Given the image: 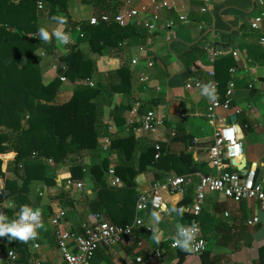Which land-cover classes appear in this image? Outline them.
Segmentation results:
<instances>
[{
    "label": "crops",
    "instance_id": "crops-1",
    "mask_svg": "<svg viewBox=\"0 0 264 264\" xmlns=\"http://www.w3.org/2000/svg\"><path fill=\"white\" fill-rule=\"evenodd\" d=\"M38 2L45 4L43 10H39L38 7L35 10L39 29L43 27L49 32L50 39L54 41L52 46L55 55H61L63 52L60 46L64 45L54 36L52 38V32L54 30L66 32V29H69V26L63 24L66 19H61L59 25L55 24L48 15V9L54 7L45 0ZM67 2L68 17L78 25L86 24L93 16L112 15L126 10L129 8L128 2L130 7L135 9L146 6L153 10L154 3L165 6L160 11V22L153 36L137 22H132L124 28L126 37L123 38V42H127L124 49L108 47L100 55L92 54L85 48L82 50L95 63L93 79L100 76V85L108 88V75L121 67L127 68L134 76L130 95L110 93L102 98L105 105L101 119L104 131L102 130L101 135L113 127V139L123 140L133 135L135 145L129 159L126 158L123 148L111 149L107 153H103L100 148L103 157H107L110 164L109 171L112 169L115 171V168L121 165H133L138 170L141 155L149 149L155 150V146L158 145L161 147L159 159L154 158L147 170L138 173L133 180L138 200L141 195L150 193L155 185L170 177L194 176V185L185 188L183 192H161L165 205L164 212L148 210L137 213L134 209L132 219L129 218L131 223H125L132 224L136 217H140L152 228V232L137 230L132 238L114 248H101L94 254L93 264H264V210L257 201L246 200L236 203L221 194L208 193L198 217L202 237L207 243V250L200 255L173 247L178 224L190 227L191 222L185 217L182 220L175 212L170 211L186 196L191 198L193 207L196 196L195 183L201 175L215 172L207 158L214 137V127L207 121V113L215 100L221 103L227 100L226 93L232 82L235 88L230 98V110L228 112L220 110L219 113L226 119V124H238L242 129L244 156L241 164L245 163L247 171L254 168L258 175H264V48L259 44L260 37L264 36V19L258 31L251 28L254 19L264 13V0H213L208 13L201 12L203 7L201 3L190 0H67ZM181 17L187 18L188 22H182ZM171 22L175 25L168 28ZM221 35L228 36L227 48L235 47L234 52L238 57H234V52H223L216 60L219 62L211 64L209 52L219 49ZM37 36L39 37V31ZM150 37L152 44L148 45L147 40ZM48 46L45 42L42 44L44 49ZM140 47L146 49L145 54L139 52ZM227 54H230L234 61V66L229 69L220 63V59ZM134 59L139 62L138 66H132L131 62ZM149 62L153 63V67H147ZM33 63L39 66L46 85L56 78L57 62L55 57L46 58L45 50L35 54ZM143 76H148L150 81L142 83L140 78ZM209 82L215 87L214 98L202 95V86ZM196 83H200L201 87H194ZM80 84L63 82L56 100L57 104L70 101L73 89ZM188 84H192L193 87L188 89ZM69 89L72 91L71 94L68 93ZM67 94L68 98L65 99ZM151 111L164 120L162 128L153 134L134 135L126 131L130 117H139ZM116 119L123 123L117 125ZM182 154L191 156L189 166L195 169V173L188 172L189 169L186 167L188 162L180 159ZM14 159V153H8L0 158L5 168L4 173ZM43 161L46 176L53 179L54 185L47 186L43 181H32L28 186V200L24 203L41 213L42 227L37 229V237L27 242L9 240L7 235L2 238V249L15 252L16 264H62L55 231L61 229L87 236L93 228L96 214L89 203L96 198L99 184L91 179L81 182L84 185L81 190L75 186H68L67 180L71 178L69 170L61 167L54 172L51 170L53 162ZM84 164L87 166L92 164L88 155L84 158ZM109 171L106 174V182L110 186ZM7 178H15L12 169L6 173L5 178H0V191L5 189ZM120 181L117 189L124 190L126 182L121 179ZM19 185H23L22 180L19 181ZM20 206L22 205L18 207L17 203L11 200L2 205L9 210L15 208L20 210ZM192 207L189 208L191 216ZM59 211L64 212V216L56 224L55 218ZM153 211L159 214V222L154 221L151 215ZM18 215L19 211L16 218ZM100 215L112 223L105 214ZM254 218H259V223L248 226L247 223ZM120 220L125 221L127 218L123 217ZM154 235L159 236V243L152 238ZM138 259H141V262H138Z\"/></svg>",
    "mask_w": 264,
    "mask_h": 264
},
{
    "label": "trees",
    "instance_id": "trees-1",
    "mask_svg": "<svg viewBox=\"0 0 264 264\" xmlns=\"http://www.w3.org/2000/svg\"><path fill=\"white\" fill-rule=\"evenodd\" d=\"M38 1L0 0V156L15 154L13 163L6 171L12 169L15 178H7L5 189L0 191V214L9 220L16 218L19 208L9 210L2 205L8 200L17 203L18 207L24 205L32 181L54 185L53 179L46 176L45 160L53 162L51 170L54 172L66 167L71 174L70 179L75 182L95 180L99 187L96 198L89 203L93 213L105 214L113 225H127L125 223H131L129 218L132 219L138 201L133 180L153 163L156 151L154 148L149 149L141 155L138 170L133 165L115 168L117 176L126 182L124 190L107 184L106 174L110 164L99 147V138L104 131L101 127L105 105L102 98L110 93L130 95L134 76L127 68L121 67L108 75V88L95 81L94 88L82 85L86 80L93 79L96 66L81 48L85 45L90 53L100 55L108 47L118 48L126 32L116 25L84 27L83 39H77L73 33L72 37L76 41L69 46V52L55 55L53 39L45 42L37 36L39 26L35 10ZM45 1L57 9H48V15L55 24L59 25L61 19H66L63 24L71 30L66 29L64 33L69 35L79 26L68 17L67 0ZM44 42L49 45L45 49L42 48ZM42 50H45L46 58L55 57L58 66L56 78L48 85L43 80L39 66L33 63L35 54ZM220 63L227 69L234 66L230 54L224 55ZM63 77L69 83L81 84L70 101L57 104ZM116 123L121 125L123 121L116 119ZM133 139V135L123 140L112 138L110 150L123 148L129 159L135 147ZM34 154H37L35 159ZM86 155L92 160L90 166L84 164ZM180 159L188 162L186 167L190 174L195 173V169L189 166L190 155L182 154ZM2 165L0 160V178H5ZM226 169L229 170L228 167ZM20 180L23 181L22 186L19 185ZM190 207L192 200L186 196L176 207L183 208L182 215L175 214L192 223L194 216L189 213ZM123 217L127 220H120Z\"/></svg>",
    "mask_w": 264,
    "mask_h": 264
},
{
    "label": "built area",
    "instance_id": "built-area-1",
    "mask_svg": "<svg viewBox=\"0 0 264 264\" xmlns=\"http://www.w3.org/2000/svg\"><path fill=\"white\" fill-rule=\"evenodd\" d=\"M199 2L202 4V13H208L211 9L213 0H190ZM263 4V3H262ZM37 7L39 10L44 9V4L38 2ZM126 10L115 14H101L93 16L85 24V26H77L72 33H70L67 43H63L64 47H69L73 43L72 34L77 36V39H83L85 37L84 27H97L101 24L116 25L120 28L129 26L132 22H137L139 26H142L149 35L153 36L158 28L160 22V11L165 7L162 4H153V10L146 6L140 9L130 7L128 2ZM264 19V13L257 16L252 22L251 28L254 31H258ZM182 22H188L187 18L181 17ZM174 23H169L168 28H173ZM73 34V35H74ZM148 45L152 44V38H148ZM259 44L264 48V36L259 39ZM127 42H121L118 45L119 49H124ZM141 54L146 53L144 47L139 48ZM223 52L219 49L209 52L210 62L214 64ZM234 57H238L237 53H233ZM132 66H138L139 62L134 59L131 62ZM147 67H153V63H147ZM213 74V73H212ZM62 82H66L67 79L63 77ZM140 81L144 84L150 81L148 76H143ZM84 86L94 88L96 83L93 79H88L83 82ZM192 84H188L187 88H192ZM194 87L200 88L201 84L196 83ZM235 84L232 82L229 85V89L226 93L227 100L221 103L215 100L208 109L207 121L214 127L213 143L208 151V163L215 170L214 173L209 175H201L195 183V204L192 207V214L194 220L191 225H195V240L193 241L192 250L190 251L194 255L203 254L207 250V243L202 237V230L198 222V217L202 212V205L208 193H218L225 198L232 200L236 203L252 200L257 201L261 208L264 210V175H258L256 169L251 168L248 170L246 176H242L237 172L240 167L241 161L244 156V138L242 129L238 124H226V119L219 113L220 110L228 112L230 110V98L233 96ZM137 115V112H135ZM164 125L162 117L158 116L154 112H146L141 116H132L128 119L126 124V131L134 135L141 133L153 134L157 132ZM114 128L109 130L99 138V147L103 153H107L110 150L112 144V134ZM157 152L155 158L159 159L161 147L155 146ZM33 158H37V154L33 155ZM50 163L52 161H49ZM225 162L229 170L225 169ZM2 170L5 168L2 165ZM111 176L110 186L112 188H118L121 184L120 179L116 176L115 171L112 169L109 171ZM68 186H75L78 190L83 189L81 182H75L71 179L67 180ZM194 185V176H173L168 178L162 183H158L154 186L152 191L148 194L140 196L137 205L136 212L142 213L148 210H155L158 213L165 211L164 200L161 195L162 191H169L173 193L183 192L185 188ZM64 216V212L59 211L56 214L55 223L58 224L59 220ZM259 223V218H254L247 223L248 226H254ZM93 228L87 236L72 232L62 231L57 229L55 231V238L58 250L62 256V264H93L94 254L100 250L112 249L116 245L130 239L134 236L137 230H145L146 232H152V228L149 227L140 217H136L132 224L124 226H116L107 222L100 214L94 216ZM190 225V226H191ZM2 238L0 237V264H16L17 256L13 251L3 250L1 247ZM178 248V246H174ZM160 256V254H158ZM141 262V259H138ZM54 264V263H52Z\"/></svg>",
    "mask_w": 264,
    "mask_h": 264
},
{
    "label": "clouds",
    "instance_id": "clouds-1",
    "mask_svg": "<svg viewBox=\"0 0 264 264\" xmlns=\"http://www.w3.org/2000/svg\"><path fill=\"white\" fill-rule=\"evenodd\" d=\"M38 31L39 38L48 42L50 39L49 32L43 27ZM52 36L58 39L61 43H67L69 40V36L61 31L54 30ZM214 91L215 87L211 82L202 86V95L214 98ZM170 211L182 215L183 208L172 207ZM151 215L154 221L159 222L160 216L157 212L153 211ZM41 227L40 211L38 209L33 210L27 205L20 206L19 215L13 220H9L5 215L0 214V237L7 235L9 240L16 239L24 242H27L30 239L34 240L38 234L37 229H40ZM195 228V225H191L190 227H184L181 225L177 229L174 246H178L181 251H191L196 236V232L194 231ZM152 238L156 243L160 242L158 235H154Z\"/></svg>",
    "mask_w": 264,
    "mask_h": 264
},
{
    "label": "water",
    "instance_id": "water-1",
    "mask_svg": "<svg viewBox=\"0 0 264 264\" xmlns=\"http://www.w3.org/2000/svg\"><path fill=\"white\" fill-rule=\"evenodd\" d=\"M214 39H216V37H214ZM228 40V36L226 35H221L220 36V42H221V46L219 47V49L224 52V53H230V52H234L236 50L235 47H231V48H227V44L226 41ZM230 124V123H227ZM237 172L240 174H243V176H246L248 171L246 169L245 163H242L241 166L237 169ZM181 225L178 224V228Z\"/></svg>",
    "mask_w": 264,
    "mask_h": 264
},
{
    "label": "rangeland",
    "instance_id": "rangeland-1",
    "mask_svg": "<svg viewBox=\"0 0 264 264\" xmlns=\"http://www.w3.org/2000/svg\"><path fill=\"white\" fill-rule=\"evenodd\" d=\"M76 38V37H75ZM76 41V39L73 38V43ZM61 47V52L63 53H68L69 52V47H64V46H60ZM81 48H85V50H88V48L85 46V45H82ZM63 50V51H62ZM95 82H100V76H96L95 79H93ZM78 86H76L74 89H73V92L76 90ZM71 90L69 89L68 90V93L71 94ZM68 98V94H67V97H65V99ZM2 156H0L1 158Z\"/></svg>",
    "mask_w": 264,
    "mask_h": 264
}]
</instances>
